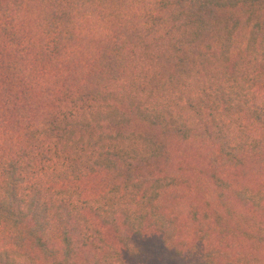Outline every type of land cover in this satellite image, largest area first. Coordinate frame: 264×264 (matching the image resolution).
Returning <instances> with one entry per match:
<instances>
[{"label": "trees", "instance_id": "trees-1", "mask_svg": "<svg viewBox=\"0 0 264 264\" xmlns=\"http://www.w3.org/2000/svg\"><path fill=\"white\" fill-rule=\"evenodd\" d=\"M0 264H264V0H0Z\"/></svg>", "mask_w": 264, "mask_h": 264}]
</instances>
